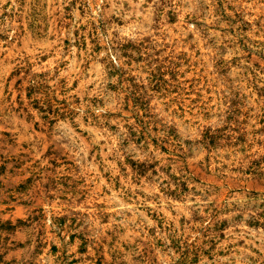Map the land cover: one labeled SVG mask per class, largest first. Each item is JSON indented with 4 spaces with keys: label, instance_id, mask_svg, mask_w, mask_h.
Instances as JSON below:
<instances>
[{
    "label": "rangeland",
    "instance_id": "obj_1",
    "mask_svg": "<svg viewBox=\"0 0 264 264\" xmlns=\"http://www.w3.org/2000/svg\"><path fill=\"white\" fill-rule=\"evenodd\" d=\"M0 264H264V0H0Z\"/></svg>",
    "mask_w": 264,
    "mask_h": 264
}]
</instances>
